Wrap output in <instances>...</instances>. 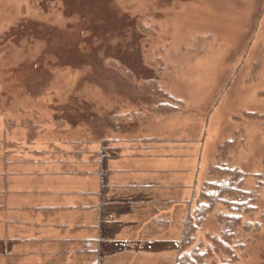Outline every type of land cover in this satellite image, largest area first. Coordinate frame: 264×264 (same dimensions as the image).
<instances>
[{
    "label": "rangeland",
    "instance_id": "rangeland-1",
    "mask_svg": "<svg viewBox=\"0 0 264 264\" xmlns=\"http://www.w3.org/2000/svg\"><path fill=\"white\" fill-rule=\"evenodd\" d=\"M2 111L78 141L126 120L195 150L179 154L197 156L189 141L198 140L199 194L219 178L221 154L251 193L232 200L251 209L218 203L186 252L198 247L204 264H264V0H0ZM199 194L152 233L156 252L138 264L173 263ZM220 212L241 219L231 254L209 238L222 237Z\"/></svg>",
    "mask_w": 264,
    "mask_h": 264
},
{
    "label": "crops",
    "instance_id": "crops-1",
    "mask_svg": "<svg viewBox=\"0 0 264 264\" xmlns=\"http://www.w3.org/2000/svg\"><path fill=\"white\" fill-rule=\"evenodd\" d=\"M11 115L0 112V264L149 262L142 254L160 241L152 233L194 206L198 140L189 141L197 156L179 154L195 150L126 120L95 143L78 141Z\"/></svg>",
    "mask_w": 264,
    "mask_h": 264
},
{
    "label": "trees",
    "instance_id": "trees-1",
    "mask_svg": "<svg viewBox=\"0 0 264 264\" xmlns=\"http://www.w3.org/2000/svg\"><path fill=\"white\" fill-rule=\"evenodd\" d=\"M219 158L220 160L218 161L220 162L211 169V173H218L219 178L204 185L199 194L198 203L194 209V213H188L186 216L179 253L176 255L172 264H204V253L200 252L198 247L193 248L190 252H186V248L193 242L192 235L197 227L205 221L207 215L212 213L218 203H222L228 208L230 207L232 210H229L232 212H246L251 209V207L248 206L250 204H247L246 202H235L232 200V197L237 194L243 197L251 194L249 191L240 189V184L245 177L244 174L238 168L231 169L229 167H221V154L218 156V159ZM230 197L231 199H229ZM217 218L219 219L220 224L223 223L221 229L222 237L209 236V238L213 241L214 248L217 251L223 252L224 254H231V243L234 238L233 234L241 219L230 213L223 214V212H220L217 215Z\"/></svg>",
    "mask_w": 264,
    "mask_h": 264
}]
</instances>
